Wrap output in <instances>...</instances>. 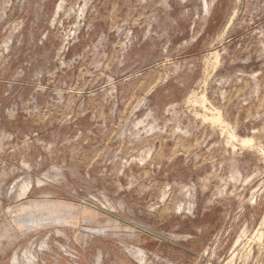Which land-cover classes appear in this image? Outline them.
<instances>
[{
    "label": "rangeland",
    "instance_id": "rangeland-1",
    "mask_svg": "<svg viewBox=\"0 0 264 264\" xmlns=\"http://www.w3.org/2000/svg\"><path fill=\"white\" fill-rule=\"evenodd\" d=\"M0 264H264V0H0Z\"/></svg>",
    "mask_w": 264,
    "mask_h": 264
}]
</instances>
